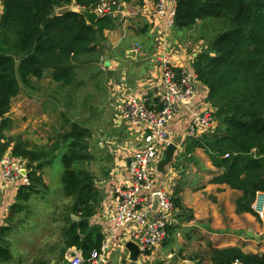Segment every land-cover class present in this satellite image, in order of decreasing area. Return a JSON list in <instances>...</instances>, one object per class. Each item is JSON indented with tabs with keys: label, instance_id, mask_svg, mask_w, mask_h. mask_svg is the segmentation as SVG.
Segmentation results:
<instances>
[{
	"label": "trees",
	"instance_id": "1",
	"mask_svg": "<svg viewBox=\"0 0 264 264\" xmlns=\"http://www.w3.org/2000/svg\"><path fill=\"white\" fill-rule=\"evenodd\" d=\"M0 1V160L5 155L21 160L28 181L19 186L15 207L46 189L43 171L60 155L62 194L69 200L64 207L61 238L65 249L74 247L84 264H89L91 254L104 245L105 236L99 228L89 226L98 194L91 172L80 167L91 160L86 144L88 129L65 120L69 129L44 146L20 136H6L5 132L12 127L8 117L12 99L22 88L34 90L33 81L48 76L57 89L80 85L77 67L97 59L103 32L113 27L115 19L101 16L93 28L80 14L67 9L75 6L94 11L102 0ZM112 8H117L116 1ZM173 8V29L178 33L193 31L200 23L216 26L215 34L191 63L197 81L208 89L206 98L213 109L215 129L186 137L182 155L191 158L196 150L205 153L218 170L210 183L239 192L235 213H248L260 221L252 206L258 193L264 195V0H174ZM182 190L176 185L171 199L179 211ZM258 207L259 203L255 207L259 212ZM169 229L170 233L174 230ZM10 230V226L0 228V264L12 260ZM207 247L209 264H264V253L244 252L240 247ZM190 260L201 261L198 256Z\"/></svg>",
	"mask_w": 264,
	"mask_h": 264
},
{
	"label": "crops",
	"instance_id": "2",
	"mask_svg": "<svg viewBox=\"0 0 264 264\" xmlns=\"http://www.w3.org/2000/svg\"><path fill=\"white\" fill-rule=\"evenodd\" d=\"M111 1L117 2V8L109 14L115 22L111 29L103 32L104 40L98 46L100 49L98 64L106 75L101 88L103 96L107 94L109 99H114L111 105L112 110L119 115L115 98L123 94L142 95L149 100L155 99L160 91L158 58L164 53L168 54L175 69L195 76L191 63L199 47L188 43L174 48L170 42V31L167 38L168 49L160 48L163 21L155 14L153 0H130L128 3L122 0H103V3ZM1 11L2 2L0 1V14ZM204 47L206 46L200 49ZM33 84L35 86V81ZM207 92L208 89L196 80L194 97L178 109L168 125L170 143L179 144L194 115L212 108L206 98ZM114 122L116 127L113 130L119 132L121 137L112 138L102 133L101 143L98 144V148L105 150L108 158L103 161L104 165L95 170L98 174H92L98 202L89 226L99 228L105 236V244L108 247L106 262L103 264H131L128 261L127 251L122 248V242L130 228L128 226L116 228L114 225L115 204L112 190L114 186L129 183L126 164L128 158L139 147L140 134L129 131L125 124L116 119ZM198 151L200 150H196L192 156L195 153L200 155ZM179 156L176 152L172 163H175ZM17 162L21 167V173L22 171L26 173L25 164H20L19 160ZM202 170H192L193 172L189 174L169 172L170 174L165 175L169 177L167 180L173 179V185L179 184L183 188L180 194L181 206L182 209L190 212L192 218L186 219L179 210H176V218L173 219L170 227L176 231L181 228L183 233L181 232V237L175 238L172 252L163 251L160 248L154 253L140 256L138 263L135 264H198L199 260L192 261L190 260L192 256L188 255L196 252V244H203L204 241L216 248L240 247L244 252L257 253L246 248V242L249 243V238H253L254 242L260 240V224H258L260 221L248 213L240 215L235 213V200L239 197V192L225 185L210 183L212 177L218 174V170L211 165L209 159ZM45 173L46 169L43 171L42 178L46 192L49 193L51 177L50 174ZM153 177L156 187H159L162 181H166L160 174H155ZM23 184L22 178H18L14 183L4 181L1 178L0 167V228L11 227L8 241L11 244V236L15 234L14 245L18 248L32 246L36 249L34 248L36 243L44 247L42 250H40L41 246L36 249V251L39 250L35 264L68 263L69 258L79 251L74 247L66 249L64 247L61 231L65 225L66 212H63L55 201L48 203L47 207L43 201L40 207L32 208L34 201L44 196L40 192L34 194L33 199L32 197L29 199L30 204L19 203L17 205L19 207L16 208L17 190ZM73 221H77V218ZM58 224L59 229H56ZM245 225H247L246 228ZM56 232L57 236H55ZM170 258L175 261L169 260Z\"/></svg>",
	"mask_w": 264,
	"mask_h": 264
},
{
	"label": "built area",
	"instance_id": "3",
	"mask_svg": "<svg viewBox=\"0 0 264 264\" xmlns=\"http://www.w3.org/2000/svg\"><path fill=\"white\" fill-rule=\"evenodd\" d=\"M113 2H102V5L94 11L99 17L109 15L113 11ZM173 6L174 2L169 6L168 0L154 2L155 14L163 21L159 42L162 50L168 49L167 38L174 24ZM158 63L160 91L155 99L149 100L142 95L129 94L115 98L121 114L119 122L125 124L129 131L140 134V143L126 164L129 183L114 186L112 190L115 204L113 222L116 228L122 226L130 228L122 242V248L124 249L126 242H134L139 247V257L154 253L161 248L168 235V226L174 219L176 209L171 200L175 187L172 184L173 179L167 180L169 177L165 175L170 174L167 172L168 169L164 174H160L156 167L158 161L163 158L164 150L170 144L168 125L178 109L194 97L197 80L193 74L175 69L166 53L158 58ZM212 114L213 109L209 108L194 115L185 136L177 144V151L182 149L186 137H198L214 131L215 122ZM0 167L1 178L4 181L14 183L18 178H22L24 184H28L26 175L21 173L20 165L9 155H5L0 160ZM155 174H160L165 178L163 180H166L165 183L162 181L159 187H156L153 177ZM259 194L261 193H258L255 199L257 204ZM252 207L254 210L256 206ZM259 215L264 217L261 211ZM107 247L108 245L104 243L99 251L93 252L88 263H105ZM67 264H84L81 253L70 257Z\"/></svg>",
	"mask_w": 264,
	"mask_h": 264
},
{
	"label": "rangeland",
	"instance_id": "4",
	"mask_svg": "<svg viewBox=\"0 0 264 264\" xmlns=\"http://www.w3.org/2000/svg\"><path fill=\"white\" fill-rule=\"evenodd\" d=\"M70 8L71 6L67 9L70 10ZM56 12L61 13V11ZM204 24H206V26L203 27ZM204 24L200 23L190 32L178 33L172 28L170 37L171 44L174 48L188 43L198 45L199 49L197 53L200 52V48L207 45V42L215 34L216 29L215 24L211 22ZM98 46L97 49L99 48ZM102 50L104 51V49ZM99 55L91 64L85 63L86 65L77 67L76 76L77 81H80V85L75 89H57L48 76L40 81H35L34 87L36 88L34 90L22 88L19 95L11 101L8 117L11 119L12 127L5 132V135L11 137L20 136L23 140L38 146L51 145L56 141L58 134L62 133L63 130L69 129L65 120L79 123L89 131L86 144L87 153L91 157L90 161L84 162L80 167L87 169L91 174H98L95 170L99 169L101 165H104L103 161L108 158L105 150L98 148V144L101 143L102 139L101 134H108L112 138L115 136L121 137L119 132L113 130L116 127L114 121L115 119L116 121H120L121 114L118 115L112 110L111 105L114 103V99H109V95L107 96V94L104 97L103 90L101 89L104 80H106V75L99 67ZM177 152L182 158H177L175 163L170 164L167 167L168 172L189 174V172H193L192 170L197 171L199 169L203 171L202 169L205 168V163H207L208 160L205 153L198 151L200 155L195 153L189 158L182 155L183 148H180ZM62 173L63 165L61 157L57 155L52 163L46 167L45 174H50L51 177L50 191L48 193L46 189L40 190V193L44 196L42 198H37L32 208L35 209L40 207L43 201L45 207L48 206V203L51 204V202L55 201L57 206L59 205L60 209H63V212H65L64 207L69 204V200L62 194L60 183ZM176 185L181 187L179 184ZM34 196L35 195H33L31 199H33ZM66 201H68V203H66ZM28 203L30 204L31 202ZM253 205H257L256 200ZM254 212L259 215L256 209H254ZM175 213L176 212H174V218H176ZM180 213L186 219L192 218L190 217L192 215L186 209L180 210ZM260 219L259 223L256 221V223L260 224V240L254 242L253 238H249V243L246 242V248L257 253H264V217H260ZM170 226L171 224L169 227ZM246 227L247 225H245V228ZM56 229H59V224L56 225ZM168 231V235L163 242L164 244L162 243L161 248L163 251L172 252L175 238L181 237L182 231L181 228L177 231L173 230L171 232L173 235L170 233V229ZM178 232L179 235H177ZM57 234L56 232L55 236H57ZM11 238L12 243L10 244V251L12 260L8 264H35V262H37L36 257L39 250L36 251V249L38 246H41L40 250L44 247L36 243V246H34L36 249H33L32 246L29 248L19 247V249L14 245L16 239L15 234L11 236ZM196 246L197 251L192 252L188 256H198L201 260L199 263L209 264L206 255L208 250L207 243L204 241L203 244H196ZM169 260L175 261L173 259Z\"/></svg>",
	"mask_w": 264,
	"mask_h": 264
},
{
	"label": "water",
	"instance_id": "5",
	"mask_svg": "<svg viewBox=\"0 0 264 264\" xmlns=\"http://www.w3.org/2000/svg\"><path fill=\"white\" fill-rule=\"evenodd\" d=\"M169 1H170V3L168 5L172 6L173 5V0H172V2H171V0H169ZM70 10L80 14L84 18L85 22L89 26H91L93 28H96V23H97V21L99 19V16H98V14H96L95 11H86V10H83V9H79L78 7H75V6H72L70 8ZM177 149H178V147L174 143H170L166 147V149L164 150V153H163V158L158 161V164H157V167H156V170H157L158 173H160V174L165 173L166 168L170 164H172L173 159H174V157L176 155ZM22 173H24V175L26 174L23 171H22ZM258 198H259V202H258L259 203V207L258 208H259V210L261 211V213L263 215V211H264V195L261 193V194H259ZM252 209H253V207H252ZM72 218H73V220L76 219L75 217H72ZM124 249L128 253V261L131 264L138 263L140 251H139V247L137 246V244H135L134 242H131V241L126 242L124 244ZM74 256H75V254H74Z\"/></svg>",
	"mask_w": 264,
	"mask_h": 264
}]
</instances>
